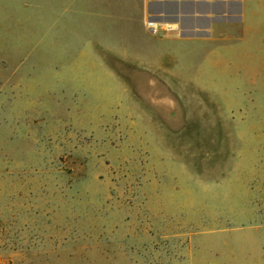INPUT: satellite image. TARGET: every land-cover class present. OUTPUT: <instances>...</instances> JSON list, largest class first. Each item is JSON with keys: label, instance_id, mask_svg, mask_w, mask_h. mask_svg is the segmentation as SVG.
Returning a JSON list of instances; mask_svg holds the SVG:
<instances>
[{"label": "rangeland", "instance_id": "obj_1", "mask_svg": "<svg viewBox=\"0 0 264 264\" xmlns=\"http://www.w3.org/2000/svg\"><path fill=\"white\" fill-rule=\"evenodd\" d=\"M63 3L0 0V264H264V53L126 68Z\"/></svg>", "mask_w": 264, "mask_h": 264}, {"label": "crops", "instance_id": "obj_2", "mask_svg": "<svg viewBox=\"0 0 264 264\" xmlns=\"http://www.w3.org/2000/svg\"><path fill=\"white\" fill-rule=\"evenodd\" d=\"M63 7L76 41L98 29L102 52L126 68L153 70L164 45L190 60L264 53V0H64Z\"/></svg>", "mask_w": 264, "mask_h": 264}, {"label": "built area", "instance_id": "obj_3", "mask_svg": "<svg viewBox=\"0 0 264 264\" xmlns=\"http://www.w3.org/2000/svg\"><path fill=\"white\" fill-rule=\"evenodd\" d=\"M147 29H148L150 34H155V32H156V29H155L153 23H151V22L147 23Z\"/></svg>", "mask_w": 264, "mask_h": 264}]
</instances>
